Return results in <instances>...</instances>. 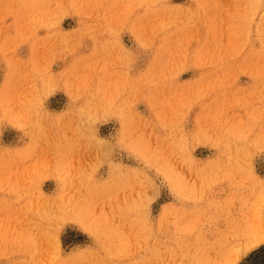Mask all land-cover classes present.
I'll list each match as a JSON object with an SVG mask.
<instances>
[{
    "label": "rangeland",
    "instance_id": "1",
    "mask_svg": "<svg viewBox=\"0 0 264 264\" xmlns=\"http://www.w3.org/2000/svg\"><path fill=\"white\" fill-rule=\"evenodd\" d=\"M0 264H264V0H0Z\"/></svg>",
    "mask_w": 264,
    "mask_h": 264
}]
</instances>
